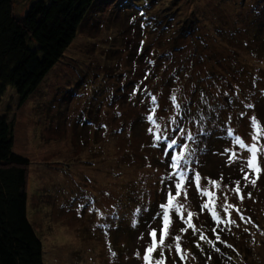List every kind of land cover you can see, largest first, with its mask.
I'll return each instance as SVG.
<instances>
[{"label":"rangeland","instance_id":"obj_1","mask_svg":"<svg viewBox=\"0 0 264 264\" xmlns=\"http://www.w3.org/2000/svg\"><path fill=\"white\" fill-rule=\"evenodd\" d=\"M34 1L14 0L16 14L23 17ZM191 20L197 37L181 38ZM198 55L205 58L198 60ZM226 60L264 68V0H97L76 39L28 100L20 105L16 91L7 90L0 116L7 115L13 126V152L30 163L28 218L42 242L44 264H145L150 233L156 230L160 239L162 216L157 214L169 191L161 181L172 172L174 154L171 150L165 155L164 143L153 147L156 129L147 116L155 109L161 133L171 136L182 127V109L192 105L197 79L205 72L222 73ZM165 71L173 75V83L161 82L164 96L157 95L155 102L141 99L140 89L155 90L145 79L154 73L164 76ZM253 75L264 77L257 70ZM238 87L208 83L204 89L209 92L198 102L193 98L199 110L208 105L202 124L191 128L194 134L203 131L204 138L191 144L179 134L175 137L189 146L185 156L193 179H186L177 198L184 218L174 209L170 212L164 264H264V172L255 186L246 182L241 168L249 153L235 143L237 136L246 144L253 142V116L264 128V97L250 92L255 104L242 116L231 106L222 107ZM212 106L223 108L222 125L217 115L210 117ZM236 181L239 194L232 191ZM171 190L175 194L174 185ZM203 190L215 193L221 218L225 202L239 210H231L236 223L230 230L225 224L213 225L210 212L202 210L208 201ZM188 212L193 213L195 232L185 223ZM213 229L232 247L216 243L218 252L200 240L203 232L215 241ZM176 236L187 254L183 261L175 251ZM160 256L158 247L152 257Z\"/></svg>","mask_w":264,"mask_h":264},{"label":"trees","instance_id":"obj_2","mask_svg":"<svg viewBox=\"0 0 264 264\" xmlns=\"http://www.w3.org/2000/svg\"><path fill=\"white\" fill-rule=\"evenodd\" d=\"M96 2L97 0H36L30 4L26 14L20 17L15 12L14 0H0V103L10 88L16 91L20 105L28 100L76 39L82 23ZM188 26L191 28H184L183 31L187 33L182 34L181 38L197 37V27L192 20ZM174 52L172 50L171 53ZM171 53L167 59L172 56ZM203 58L204 55H198V60ZM219 61L218 59V63ZM249 65L241 60H226L223 65L225 71L222 73L216 74V70L203 73L205 77L198 78L195 82L197 88L192 90V105L187 104L182 109L185 115L182 116L180 126L193 133V125L196 122L202 124L200 119L205 110L208 112V105L204 103L202 110H199L200 106L196 104L203 92H209L204 88L212 81L239 85L238 91L228 93L222 107L231 106V110L236 113L240 111L242 116H246L251 109L248 105L253 107L255 104L250 92L264 97V77L253 75L254 70L264 73V68ZM156 74L151 78L147 77L144 82L147 84L151 80L155 90H139L144 101L153 96H164L166 88L161 85L162 81L169 85L173 83V75H167V71L164 76L156 77ZM222 107L212 106L214 110L209 112L211 118L217 115L218 125L224 122ZM209 123L206 121V124ZM195 135L196 139L204 138L203 131ZM189 143L193 144L192 141ZM13 147V126L7 115H1L0 264H44L42 242L28 218L27 184L30 163L27 158L14 153Z\"/></svg>","mask_w":264,"mask_h":264},{"label":"snow or ice","instance_id":"obj_3","mask_svg":"<svg viewBox=\"0 0 264 264\" xmlns=\"http://www.w3.org/2000/svg\"><path fill=\"white\" fill-rule=\"evenodd\" d=\"M172 101H176V97H171ZM153 102H155L156 97H152ZM177 108H180V105L176 104ZM248 107H252L251 105H248ZM153 115L147 116V120L151 121L153 125H155V143L153 144V147L159 146L160 143L165 144V155H169V150H174V154H171L170 157V168L172 169V172L169 174V176L165 179H162L161 183L164 184L166 187L169 188L168 194H167V202L166 204L160 205L162 209V213H158V216H162V227L160 229L161 235L159 241H157V232L156 230H153L150 233V236L152 238V243L146 248L145 254H144V262L145 264H164V255H163V247H164V239L166 238L168 234V228L170 227V212L174 209L176 213L181 215V218L183 219V213H184V206L182 204H179L177 202V198L182 194V190L184 189V185L186 182V179L189 183L192 182L193 178L188 177V170L187 165L189 164V160L186 158L185 153L189 151V146L187 143H180L178 142V139L175 138L177 134H179L181 137L186 138L189 141L195 140L196 135L192 133L191 131H186L183 127L177 126V128L172 130L171 136L168 134H163L160 131L161 126L156 123L155 118V109L151 110ZM251 125L255 129V131L252 133V143L246 144L243 140H241L238 136L235 137V143L240 147L247 150L249 155L245 158L244 167L241 168V171L243 173V179L251 183L253 186L256 185V181L259 178L261 172H264V168L261 167V158L264 157V144L261 143V140H264V128L261 127L260 122L256 119V117L251 118ZM148 131L150 133H153L154 129L149 128ZM228 135H233V132L229 130ZM235 156V153H233ZM251 175H255V179H250ZM195 183L197 185V188L200 189V180L201 176L199 173H196L194 176ZM236 187L232 189V191L236 192L237 194L240 193V182L236 181ZM211 184L215 187H219V185L215 181H211ZM175 187V194L172 192V186ZM184 195H186V192H184ZM203 196L208 197V201L204 203L201 207L202 210H208L212 216V218L216 221L217 225L225 224L226 227L229 228L231 225H234L236 222L231 219V210L235 209L234 205L228 204L225 202L223 205H221V210L225 213V217L221 218L218 211L216 210V196L215 193L208 190L202 191ZM250 195V194H249ZM243 199V197H241ZM225 201H227V197L225 196ZM81 208L84 207L83 205L80 206ZM237 212H239L238 209H235ZM79 213V209H78ZM193 217V213L188 212L187 213V219L185 220V223L188 225L189 228H192L195 231V226L191 223ZM241 220L245 223H251L250 218H245L243 215H241ZM237 227L239 225H236ZM182 231H184L182 229ZM247 231V229H245ZM213 233L216 236V240L212 241L209 240L208 237L203 233L200 232L199 238L201 241H207L214 250L220 251V249L216 248V243L224 244L226 247L231 248V245H228L225 241L221 240L219 234L216 232V229H213ZM180 237L176 236L173 237L174 240V247L177 255L180 257V259L183 261L186 259V253L181 248V245L179 243ZM198 248L200 247L199 244L196 245ZM161 248V256L160 259L154 260L152 257V254L156 251L157 248ZM169 250H171L172 245H169ZM202 250V249H201ZM139 252H137V256H139Z\"/></svg>","mask_w":264,"mask_h":264}]
</instances>
